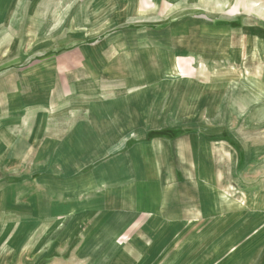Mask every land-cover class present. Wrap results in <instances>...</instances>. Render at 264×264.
Here are the masks:
<instances>
[{"label": "crops", "instance_id": "crops-1", "mask_svg": "<svg viewBox=\"0 0 264 264\" xmlns=\"http://www.w3.org/2000/svg\"><path fill=\"white\" fill-rule=\"evenodd\" d=\"M189 9L190 0H0V264H30L56 230L83 231L88 247L108 240L100 264L129 255L134 264H264V182L237 199L243 216L221 196V166L156 165L175 152L193 157L177 148L186 142L177 128L214 127L223 138L229 127L224 141L263 160L252 173L264 175V76L242 90L219 68L213 90L172 85L175 48L198 38ZM213 28L215 55L230 62L232 28ZM246 35L245 52L264 51L253 26ZM210 93L213 119H194ZM185 171L203 175L202 186L178 184ZM126 234L132 248L111 246Z\"/></svg>", "mask_w": 264, "mask_h": 264}, {"label": "rangeland", "instance_id": "rangeland-1", "mask_svg": "<svg viewBox=\"0 0 264 264\" xmlns=\"http://www.w3.org/2000/svg\"><path fill=\"white\" fill-rule=\"evenodd\" d=\"M190 15L189 18L194 24V32L198 33V38L196 36L190 37L189 46L187 45L179 46L175 48V51L179 52V55L175 57L174 62V72H173V87L178 88L177 92H180L181 88H190L191 92H196L195 87L205 86L210 90H213L214 86V74L219 68L222 70H227V72H232L233 79L239 80L238 86L236 88L249 89L250 83L264 76V51H262L261 44H256L253 48H249L245 52V39L246 35V25L253 26L254 28V40H264V0H190ZM160 17V16H159ZM170 22L177 23L180 21L181 16L179 15H168L166 16ZM199 23L197 27V23ZM224 30H229L232 33V39L234 40V48L229 52L234 56L233 58H228L230 62H219L220 57L215 55L219 47L215 43V39H220L222 35L213 32V27H221ZM250 29V28H248ZM216 35V36H215ZM230 35V34H229ZM251 38V34L249 35ZM242 45V47H240ZM216 46V48H215ZM186 47V48H185ZM224 49V47H223ZM262 60V62H261ZM182 72H177L178 68ZM179 90V91H178ZM175 97H180L175 95ZM208 99L206 104L199 110V113L193 114L194 119H206V121L213 119V94L205 95ZM224 117V116H223ZM226 130L223 132V138L214 135V127H185L177 128V131H182L186 137L185 143H180L177 148H180L185 152L187 150L191 151L192 158H189L187 153L184 154H174V159L169 158V154L164 158H157L156 165L159 167H165L170 165L173 161L174 166L187 167L186 169L192 168H204L211 166H221L223 173L220 175L222 183V198L224 200L240 201L244 198L246 194L247 186L252 184L260 185L264 182V175L254 174L252 170L256 166H261L263 160L252 159L247 160L241 158L242 155L239 148L235 149L231 147V144L224 141V136L226 132L229 131V127L223 128ZM194 136V137H191ZM228 136V134H227ZM191 137V138H190ZM197 138V139H195ZM260 144V143H258ZM261 145V144H260ZM242 146H249V144H242ZM175 151L176 147L174 146ZM258 148V147H257ZM259 149V152L262 151ZM165 150L160 154L165 156ZM154 165V162H152ZM233 169V173L231 170ZM166 178V175H163ZM186 178L189 183L196 184L194 189L202 186L203 175H198L192 171L188 174L185 171L184 176L178 177V184L182 183V179ZM207 177V176H206ZM218 177V176H217ZM129 178V177H128ZM201 178V179H200ZM129 179H132L129 178ZM129 180L127 181L128 184ZM200 183V184H199ZM132 186V184H129ZM179 186V185H178ZM214 189V187H213ZM128 193V192H127ZM238 202L239 210L245 209L241 203ZM127 199V203H128ZM245 213L239 211V215ZM244 216V215H243ZM97 217V216H96ZM128 223V222H127ZM132 226V222H130ZM239 227L245 225V220L239 222ZM260 222H255L253 224L254 231H261ZM132 228V227H131ZM47 240L43 246L39 247V253L44 251L45 255H40L39 253L30 251V264H34V259H37L35 264H100L103 263L101 254L98 250L102 244L107 242L105 238H92L89 239V243L94 241L93 245L86 246L85 239L81 237L84 232L77 233L75 239L66 238L69 236L63 232H47ZM90 234V232H89ZM93 233L92 235L94 236ZM100 234V233H99ZM115 245L111 243V246L117 247H133V238H128V235L122 236L119 239H115ZM149 242V241H147ZM61 244V246H60ZM98 250V251H97ZM40 255V256H39ZM39 256V257H38ZM114 255L113 258H117ZM138 259L137 256H126L129 264H134V261ZM109 264V263H108Z\"/></svg>", "mask_w": 264, "mask_h": 264}]
</instances>
